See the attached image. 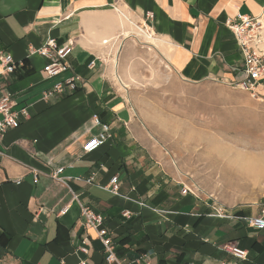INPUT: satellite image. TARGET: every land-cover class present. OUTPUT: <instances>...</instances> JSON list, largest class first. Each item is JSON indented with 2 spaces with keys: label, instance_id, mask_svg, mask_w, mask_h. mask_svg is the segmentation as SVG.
I'll use <instances>...</instances> for the list:
<instances>
[{
  "label": "crops",
  "instance_id": "obj_1",
  "mask_svg": "<svg viewBox=\"0 0 264 264\" xmlns=\"http://www.w3.org/2000/svg\"><path fill=\"white\" fill-rule=\"evenodd\" d=\"M239 14L264 17V0H0V48L18 64L0 80V98L6 88L14 109L29 111L18 128L0 134V264H106L96 232L83 226L81 205L102 215L121 264H264V230L250 223L264 194V154L234 157V168L250 178L247 191L239 185V203L194 192L168 176L139 140L134 109L108 59L116 38L144 28L164 42L165 60L182 81L231 86L245 75L225 22ZM49 40L74 42L70 71L58 79L44 74V58L29 54ZM74 75L77 90L43 99ZM251 97L255 110L264 107L263 86ZM94 116L110 126L111 138L84 153L102 132ZM59 168L65 184L52 178ZM115 176L119 194L107 189ZM227 246L248 259L234 258Z\"/></svg>",
  "mask_w": 264,
  "mask_h": 264
},
{
  "label": "rangeland",
  "instance_id": "obj_2",
  "mask_svg": "<svg viewBox=\"0 0 264 264\" xmlns=\"http://www.w3.org/2000/svg\"><path fill=\"white\" fill-rule=\"evenodd\" d=\"M142 30L116 38L108 54L114 83L134 109L139 140L168 176L223 204L239 203V185L247 191L250 178L233 159L264 154L263 105L255 110L253 98L231 86L182 81L162 45Z\"/></svg>",
  "mask_w": 264,
  "mask_h": 264
},
{
  "label": "built area",
  "instance_id": "obj_3",
  "mask_svg": "<svg viewBox=\"0 0 264 264\" xmlns=\"http://www.w3.org/2000/svg\"><path fill=\"white\" fill-rule=\"evenodd\" d=\"M153 14L147 15V20H152ZM227 28L231 30L235 36L236 41L239 44L240 51L243 56V67L245 77L231 86L249 93L251 96H256L257 90L264 87V17H250L237 15L235 18L228 19L225 22ZM74 51V42H69L66 45L59 46L54 40H49L38 50L30 48L29 54L37 53L39 56L46 60V64L43 68L44 74L49 79H58L70 71V66L67 63V58ZM17 63L13 56L5 52L0 48V80L6 79L11 76L17 70ZM77 76H71L66 79H60L50 89L45 90L42 97L46 101H50L61 95L68 94L77 90ZM4 94L0 98V134H5L10 129H16L20 126L21 121L29 118V111L27 108L21 110H15V101L13 94L6 88L3 89ZM95 125H102V132L91 138L83 146L84 153H92L101 148L110 138V126L103 124L101 120L94 116ZM64 168H59L53 173L52 178L62 184L65 181L59 177L62 174ZM89 182L92 181L88 180ZM21 184L20 181L17 182ZM107 189L113 194H119L120 185L117 176L112 178L111 182L107 186ZM191 190L185 189L183 193H190ZM77 198V197H76ZM68 211V207L65 208L61 214L64 215ZM130 212H124L123 216L128 217ZM81 218L83 226L86 230H94L98 239L102 242L105 254L106 264H121L120 260L116 256L114 249L113 239L110 236L109 231L104 227V218L101 214L94 212L91 208L81 205ZM251 225L256 230H264V194L261 198L259 213L250 220ZM89 241V238L84 240L85 243ZM226 251L230 253L234 258L246 261L248 259V253L245 250L240 249L237 246H227ZM83 252L88 253L86 249H82ZM80 264H87L85 260H82ZM149 264V263H147Z\"/></svg>",
  "mask_w": 264,
  "mask_h": 264
},
{
  "label": "bare ground",
  "instance_id": "obj_4",
  "mask_svg": "<svg viewBox=\"0 0 264 264\" xmlns=\"http://www.w3.org/2000/svg\"><path fill=\"white\" fill-rule=\"evenodd\" d=\"M138 28V27H137ZM140 33L143 31L142 30V28H138L137 29ZM142 34H143V32H142ZM126 35H129V33H127ZM144 35L148 38V41L150 40L151 42H153V43H155L156 45H162V44H164V42H162V40L161 39H159V38H157V37H155L154 38V36L153 37H151V36H149V34H147V33H144ZM150 43V42H149ZM119 50V49H118ZM117 50V51H118ZM117 64V63H116ZM219 149V148H218ZM217 150V149H216ZM224 152V153H226L224 150H220V152ZM235 160V159H234ZM243 164H245V167L249 170V171H252V170H254L255 172H256V167H255V165H253V163H252V161H248V163H243ZM242 165V164H241ZM263 165L264 164H261L260 163V166H259V169H258V171L259 172H261V171H263ZM242 169V168H241ZM254 174V173H253Z\"/></svg>",
  "mask_w": 264,
  "mask_h": 264
}]
</instances>
